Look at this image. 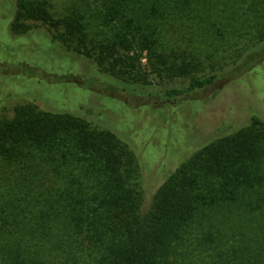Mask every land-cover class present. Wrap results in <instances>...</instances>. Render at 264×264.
<instances>
[{
    "label": "rangeland",
    "instance_id": "rangeland-1",
    "mask_svg": "<svg viewBox=\"0 0 264 264\" xmlns=\"http://www.w3.org/2000/svg\"><path fill=\"white\" fill-rule=\"evenodd\" d=\"M17 1L0 0V118H11L16 105L32 103L38 110L70 113L96 130L114 133L136 158L142 212L151 207L167 177L197 151L249 124L252 115L262 119L264 129V46L249 68L245 61L264 45V13L247 15L237 1L200 0L204 12L190 21L172 17L159 23L169 25L168 32H153L134 23L132 29L125 26L132 3L121 2L122 7L119 0H39L47 3L54 19L80 21L92 56L100 43H115L130 63L113 69L70 50L39 21H28L26 33H12L9 24ZM183 53L193 63L178 75ZM188 55H197V60ZM212 73L218 75L214 85L176 101L161 102L156 94L165 86ZM78 150L71 132L49 145L27 144L17 158L0 157V244L10 229L51 224L59 200L60 225L68 221L65 197L90 191L89 177L74 160L92 164L94 158ZM261 165L264 175V156ZM228 233L223 240L233 239Z\"/></svg>",
    "mask_w": 264,
    "mask_h": 264
},
{
    "label": "trees",
    "instance_id": "trees-1",
    "mask_svg": "<svg viewBox=\"0 0 264 264\" xmlns=\"http://www.w3.org/2000/svg\"><path fill=\"white\" fill-rule=\"evenodd\" d=\"M232 1L247 15L264 13V0ZM121 2L132 3L125 26L132 29L134 23L138 29L153 32L159 28L168 32L171 27L159 23L172 17L190 21L205 11L199 9L200 0H119L123 7ZM28 21L46 24L63 45L93 58L98 65L108 63L114 69L118 63H130L118 54L115 43H100L98 53L92 56L80 21L54 19L45 1H17L9 24L11 32H28ZM263 46L248 54L246 67ZM180 57L184 68L177 67L176 73L183 75L193 60L187 61L185 53ZM217 79L215 73L192 76L180 85L160 88L156 94L168 103L204 90ZM68 80L81 82L78 78ZM249 121L177 167L159 187L151 207L142 212L136 158L120 138L96 130L70 113L41 111L32 103L16 105L11 118H0L1 158H17L27 144L49 145L73 132L78 151L93 157L94 162L74 160L75 167L91 182L89 192L65 197L68 221L60 225L59 200L51 224L29 223L10 229L7 240L0 244V264H264V129L259 116L252 115ZM227 230L232 240H223ZM200 256L199 263L196 259Z\"/></svg>",
    "mask_w": 264,
    "mask_h": 264
}]
</instances>
